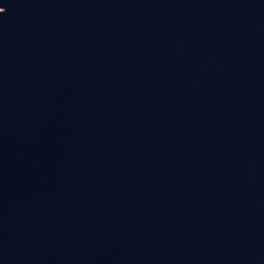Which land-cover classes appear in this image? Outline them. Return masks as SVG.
I'll return each instance as SVG.
<instances>
[{
	"label": "water",
	"instance_id": "obj_1",
	"mask_svg": "<svg viewBox=\"0 0 264 264\" xmlns=\"http://www.w3.org/2000/svg\"><path fill=\"white\" fill-rule=\"evenodd\" d=\"M264 12V0H252Z\"/></svg>",
	"mask_w": 264,
	"mask_h": 264
}]
</instances>
